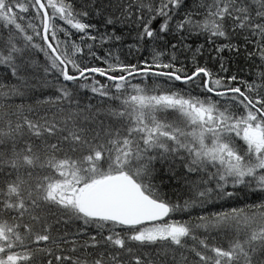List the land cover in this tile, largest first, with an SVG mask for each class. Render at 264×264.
Here are the masks:
<instances>
[{"label": "snow or ice", "instance_id": "6c2138e0", "mask_svg": "<svg viewBox=\"0 0 264 264\" xmlns=\"http://www.w3.org/2000/svg\"><path fill=\"white\" fill-rule=\"evenodd\" d=\"M0 264H264V0H0Z\"/></svg>", "mask_w": 264, "mask_h": 264}, {"label": "trees", "instance_id": "16d2710c", "mask_svg": "<svg viewBox=\"0 0 264 264\" xmlns=\"http://www.w3.org/2000/svg\"><path fill=\"white\" fill-rule=\"evenodd\" d=\"M128 42H131V39L129 38L128 39ZM204 41H203V39H201L200 41H198V43H203ZM124 52H127V49L125 48L124 49ZM215 53L214 52H212V50H211V48L209 47V46H206L205 47V51H204V55H203V57H201L200 58V62L201 63H210V61H209V57L211 56V55H214ZM225 55H227V53L225 54ZM122 59H123V56L121 57ZM234 60H235V58H234ZM189 63H190V61H189ZM241 66L243 67V72L241 73V75L242 76H244L245 78L247 77V75H248V66H247V64H241ZM232 71H237V65L235 64V63H233V65H232Z\"/></svg>", "mask_w": 264, "mask_h": 264}]
</instances>
